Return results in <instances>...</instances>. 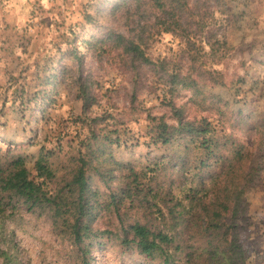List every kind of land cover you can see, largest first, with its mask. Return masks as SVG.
Returning a JSON list of instances; mask_svg holds the SVG:
<instances>
[{
    "label": "rangeland",
    "instance_id": "obj_1",
    "mask_svg": "<svg viewBox=\"0 0 264 264\" xmlns=\"http://www.w3.org/2000/svg\"><path fill=\"white\" fill-rule=\"evenodd\" d=\"M184 1L172 11L156 0H0V145L22 153L35 172L43 145L61 138L69 149L99 116L114 158L142 170L177 151L154 141L152 117L176 123L173 106L188 119L207 117L261 157L236 223L246 253L238 264H264V0ZM172 12L183 25L177 31L165 29ZM130 42L149 62L124 47ZM177 76L195 82L174 83ZM159 180L179 185L169 171ZM97 186L109 192L118 183L97 177ZM51 222L24 206L0 218V264H84ZM118 224L108 211L94 222L113 231ZM108 238L92 248L91 264H161ZM176 255L184 261L186 251Z\"/></svg>",
    "mask_w": 264,
    "mask_h": 264
},
{
    "label": "trees",
    "instance_id": "obj_2",
    "mask_svg": "<svg viewBox=\"0 0 264 264\" xmlns=\"http://www.w3.org/2000/svg\"><path fill=\"white\" fill-rule=\"evenodd\" d=\"M155 4L172 11L189 6L184 0H156ZM172 13L167 31L183 28ZM125 46L149 62L139 45ZM173 82L191 86L195 79L177 76ZM82 97L86 111L90 97L85 91ZM173 108L176 123L152 117L151 129L155 142L176 145L177 151L155 161L152 168L137 170L115 159L111 134L98 127L99 116L91 120L85 138L69 149L61 138L52 147L43 145L35 172L22 153L0 145V218H11L21 206L31 212H48L54 232L73 244L84 264H91L92 248L103 243L106 235L161 264L243 261L246 253L236 219L242 194L262 169L261 157L255 145L218 130L207 117L188 119L181 108ZM167 171L177 177L179 185L172 180L160 182L159 176ZM97 177L108 187L117 179L118 186L101 192L100 186L93 188ZM133 208L142 212L135 219L127 216ZM101 211L116 215L119 224L114 231L94 225ZM179 251H186L184 261L176 258Z\"/></svg>",
    "mask_w": 264,
    "mask_h": 264
}]
</instances>
